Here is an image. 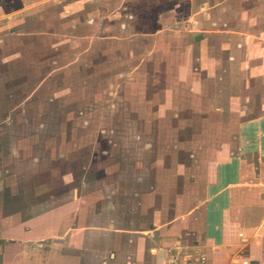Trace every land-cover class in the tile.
I'll use <instances>...</instances> for the list:
<instances>
[{"label": "rangeland", "instance_id": "374dc122", "mask_svg": "<svg viewBox=\"0 0 264 264\" xmlns=\"http://www.w3.org/2000/svg\"><path fill=\"white\" fill-rule=\"evenodd\" d=\"M76 1L43 3L7 32L10 42L0 47V152L11 171L18 163L36 166L42 187L53 192L69 187L85 194V185L129 188L133 182L144 197L161 190L165 178L166 196L158 190L152 207L170 209L173 219L182 197L172 191L178 186L172 176L199 170V157L226 142L217 108L236 112L247 93L258 108L264 83L227 93L222 44L215 53L225 64L215 78L220 83L193 67L198 41L212 42L197 36L195 16L223 0ZM213 20H202L203 31ZM195 74L212 80L213 99L198 97L190 86ZM223 92L242 98L222 99ZM35 157L38 163L25 164Z\"/></svg>", "mask_w": 264, "mask_h": 264}, {"label": "crops", "instance_id": "0c3cea01", "mask_svg": "<svg viewBox=\"0 0 264 264\" xmlns=\"http://www.w3.org/2000/svg\"><path fill=\"white\" fill-rule=\"evenodd\" d=\"M51 1L0 0V47L10 42V27L24 25L39 5ZM65 7L71 11L72 3ZM202 13L195 16L194 29L212 42L198 41L200 60L193 67L220 83L215 78L225 64L216 54L222 44L218 49L228 57L227 93L253 91L258 81L264 83V0H223ZM212 16L210 29L203 31L202 20ZM211 81L195 74L190 86L210 100ZM227 93L220 97L227 99ZM249 94L236 112L217 108L227 125L221 130L227 142L222 149L199 157V170L172 176L178 180L172 191L182 197L173 219L170 209L152 207L159 188L144 197L133 182L129 188L85 185V194L69 187L47 191L36 166L18 163L11 171L1 151L0 264H264V97L254 108ZM31 161L40 160L25 164ZM163 180L159 191L164 197L169 181ZM123 191H128L124 199Z\"/></svg>", "mask_w": 264, "mask_h": 264}]
</instances>
